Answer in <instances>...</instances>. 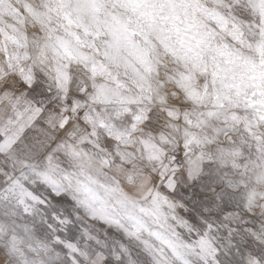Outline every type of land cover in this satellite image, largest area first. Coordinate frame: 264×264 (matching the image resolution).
<instances>
[{
    "label": "snow or ice",
    "instance_id": "obj_1",
    "mask_svg": "<svg viewBox=\"0 0 264 264\" xmlns=\"http://www.w3.org/2000/svg\"><path fill=\"white\" fill-rule=\"evenodd\" d=\"M0 264H264V0H0Z\"/></svg>",
    "mask_w": 264,
    "mask_h": 264
},
{
    "label": "rangeland",
    "instance_id": "obj_2",
    "mask_svg": "<svg viewBox=\"0 0 264 264\" xmlns=\"http://www.w3.org/2000/svg\"><path fill=\"white\" fill-rule=\"evenodd\" d=\"M12 3H15V0H12ZM2 19H3V21H6L8 23H15V21L12 19L11 15H4L2 17ZM21 223H24V221H21ZM20 234L23 235V232H20ZM36 239L42 240V239H44V237L37 236ZM27 242H28V238L25 237V243H27ZM33 242H35V241H33ZM25 251L27 252V248H25ZM29 255H32V253H29Z\"/></svg>",
    "mask_w": 264,
    "mask_h": 264
}]
</instances>
